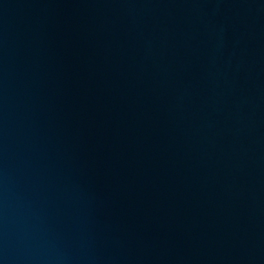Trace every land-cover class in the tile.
I'll list each match as a JSON object with an SVG mask.
<instances>
[{
	"label": "water",
	"instance_id": "water-1",
	"mask_svg": "<svg viewBox=\"0 0 264 264\" xmlns=\"http://www.w3.org/2000/svg\"><path fill=\"white\" fill-rule=\"evenodd\" d=\"M0 264H264V0H0Z\"/></svg>",
	"mask_w": 264,
	"mask_h": 264
}]
</instances>
